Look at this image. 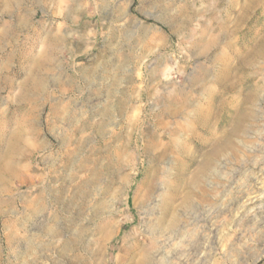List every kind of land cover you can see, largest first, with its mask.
<instances>
[{"label":"rangeland","instance_id":"rangeland-1","mask_svg":"<svg viewBox=\"0 0 264 264\" xmlns=\"http://www.w3.org/2000/svg\"><path fill=\"white\" fill-rule=\"evenodd\" d=\"M244 7L250 10L241 12ZM75 8L79 15L67 18L51 0H0V148L9 149V133L17 130L24 116L33 115L31 104L15 100L25 78L20 72L23 46L39 47L42 32L56 34L62 28L65 36L83 34V43L74 42L65 54L59 45L61 81L65 83L71 73L75 79L69 92L58 95L48 85L50 96L38 99L35 129L38 140L47 146L35 152L34 166L47 174V167L59 161L61 137L77 139L84 134L85 149L69 173L77 175L80 157L90 159L96 153L100 157L96 165L103 168L99 183L86 189L89 195L69 207L54 204L53 196L47 195L42 211L34 217L27 215V206L38 195L29 181L38 176L37 170L18 175L10 186L0 183V210L7 214L0 216V264H74L76 260L75 264H90V252L100 247L95 264L120 263L128 246L148 238L150 219L160 213L157 191L146 202V188L137 192L149 166L163 167L144 154V147L179 129L186 137L183 153L169 159L175 172L183 171L182 178L198 170L213 147H221L228 138L236 143L238 151L218 165L219 182L227 185L230 179L238 201L225 203L220 219L208 224L197 242L200 248L186 245L182 253H170L171 260L175 264H264V0H79ZM76 21L80 23L74 26ZM253 91L261 99L254 107L256 114L246 134L234 138V127ZM57 101L79 120L107 121L112 126L102 136L83 129L76 138L65 120H54L51 108ZM109 105L121 111L107 120L102 113ZM119 151L123 160L130 158L133 163L120 171L122 177L132 175L128 188L118 184ZM89 163L86 166L93 168ZM46 174L38 185L48 183ZM187 185L181 183L180 191H189ZM55 186L54 194L59 195ZM109 189L112 194L120 191L108 215L117 226L103 245L99 233L95 235L94 219L97 202ZM219 190L227 192V188ZM72 192L68 188L67 195ZM50 228L60 233L57 238L44 234ZM80 231L83 236L78 239ZM11 233L14 239L9 243L6 236ZM177 241L170 242L171 247ZM34 242L40 246L35 251L28 248ZM67 242L71 247L65 253L61 247Z\"/></svg>","mask_w":264,"mask_h":264},{"label":"bare ground","instance_id":"bare-ground-1","mask_svg":"<svg viewBox=\"0 0 264 264\" xmlns=\"http://www.w3.org/2000/svg\"><path fill=\"white\" fill-rule=\"evenodd\" d=\"M51 3H53L55 7H59L60 11H65L67 18H69L72 14H76L78 16L80 13L79 9L75 8V6L79 4V0H51ZM246 10L249 11L250 9L244 7L241 9V12H245ZM79 23V21H76L74 26ZM58 29L59 31L56 34H53L54 32L51 33L49 31H44L39 35V40H41V45L39 46L40 48L36 45L31 47L23 46V50L21 51V57L24 61L20 72L25 78L23 80L24 83L20 93L15 96V100L21 103L25 102L31 104L33 107L29 110L33 112V115L30 114L24 116V119L20 122L17 130L13 133H9V149L6 150L5 147L0 148V183L6 185L8 184V186H10L18 175L26 173L27 171H34V169L37 170L33 161L34 154L35 152L38 153L40 149L47 146L44 141L40 142L38 140L39 135H37V131L35 129L38 121L34 116V113L39 110L40 106L38 99L42 98V96L46 94L50 96V93L47 92L48 85L56 88V94L58 95H63L69 92V87L73 86V79H75L74 76H71L73 73H71V75L69 74L68 77L66 76L65 83H62L61 81V68L59 65L57 66L59 59L58 48L59 45L63 46L62 54H65V52L70 53V47L73 43L77 42L80 45L83 43L80 39L84 36L81 33L78 34L77 37H73L72 35L65 36L62 28ZM70 60L72 62L76 61L73 56ZM10 87L14 89L15 86L11 83ZM260 100V96L254 91L251 96L245 100V114L234 127V138L244 136L246 134L247 126L256 114L254 107ZM51 111L54 112L53 117L56 122H62L65 120L68 125L72 127V129L74 128L72 132H74L76 138L78 133H83V129H91L94 133L102 136L104 134L103 132L112 126L111 123H108L107 121L98 123L84 121L81 119L79 120L77 119L78 116H71L70 113L67 112L66 108L60 107V101L54 102ZM115 111L120 112L121 108L113 106L110 107L109 105L103 110L102 116L109 120L112 116H115ZM197 120L200 121V119ZM242 122H244V124ZM179 131L169 135L168 138L165 135L159 139H155L152 141V144L144 147V154H150L152 161L157 164H162L163 167L153 168L149 166V169L145 172V178L143 177L144 180L138 187L137 192H139L142 188H146L147 192L143 196V200L146 202L151 198V194L154 191H157L158 196L161 197L160 213L156 216V218L150 219L151 224L147 234L148 238L144 241H141L140 239L136 240V243L133 244V246H128V250H126L127 252L123 254L124 256L121 260L118 259V262L121 261L124 262V264H175L171 260L169 254L173 252L176 254L182 253L186 245L191 248H197V246L200 248L197 242L203 238V234L207 229L208 224L214 219H220V216L224 212L225 203L236 205L238 201L236 200V195L233 192V183L230 179L226 180V183H228L227 185L219 182L221 177V166L218 165L220 160H227L231 153H236L238 151L236 143L232 141V139L229 141L228 138V142H223L221 147H213V149L205 155L198 170H196L188 178H186V176L182 178L183 171L179 170L175 172V168L172 166L170 167L169 159H177L178 156L183 153V144L186 137L184 135V131H181V129H179ZM215 140H217V137L214 138V141ZM60 142L61 145L59 152L61 153L60 157H58L60 162L55 159L54 162L47 167L49 170L47 173L48 175L45 170H37L38 176L31 177L29 179L30 185L35 188L36 192H38L35 199H33L27 206V215H29V217H34L37 212L42 211V199L46 198L47 195L53 196L52 198L54 204L69 207L73 205L74 200L79 201L89 195L86 189L95 187V185L98 184L102 178L101 174L103 173V168H99V165H96L98 159L100 158L98 155L99 153L93 154L90 159L80 157L77 175H71L69 173L72 170V166H74L75 160L81 156L83 150L85 149L87 138L84 134L80 137L78 136L77 139L67 135L61 137ZM117 156L119 164V166L116 167L119 168L117 173V178L119 180L118 184L121 188H128L131 186L130 183L132 175L122 177L120 171L125 167V164H129L131 168L133 165V163H131L132 159L129 158L128 160H123L121 151L117 152ZM89 160L90 163L93 164V168L86 166L85 163H88ZM38 167H40V165H37V168ZM45 174L49 177L47 180L48 183L45 182L44 186L38 185L43 183V175ZM180 182H186L189 185V191H180L182 188ZM56 184L60 190L59 195L54 194L56 192ZM69 186L73 188L71 197L67 195L68 188H70ZM221 188H227V190H225L227 192L223 194V191L219 190ZM169 190H172L173 193ZM119 192L120 191H116L115 194H112L110 189L105 190L103 197H101V200L97 202L94 219V222L97 225L95 235L99 233L100 240L103 242V245L111 239V233L117 226L116 223L112 221V217H109L111 216L109 214L112 212L111 209L113 199L119 194ZM137 199L138 196L136 194L135 201ZM9 200H12V198ZM9 203L11 204V202ZM18 207L20 208V206ZM150 214L154 215V211ZM6 215V211L0 210V216L4 217ZM188 218L192 219L193 223H191ZM152 220L154 221L152 222ZM52 221L56 222V218ZM63 221L69 223V220L66 218L63 219ZM216 223L221 222L218 221ZM2 225L5 229L9 226L7 222H4ZM65 229H67V227H65ZM44 234L50 239H55L60 233L57 230L50 228L47 229ZM157 234H160L161 237L167 238H165V240H160L161 237L157 236ZM82 236L83 233L80 231L77 238L81 239ZM6 239L9 243H12L14 236L11 233L6 236ZM175 239L178 241L171 247L170 242ZM35 243L36 242L30 244L28 248L30 250L33 248L34 250V248L40 247L38 243ZM95 244L96 241L92 243V245ZM70 247L71 243L67 242L66 244H63L61 250L62 252H65L70 250ZM102 248L103 247H100L98 250L95 249V251L93 250L90 252V264H95L97 253L99 252L100 254L103 250ZM166 249H168V252L164 253ZM160 255L161 258H159ZM77 261L78 260L72 263L75 264Z\"/></svg>","mask_w":264,"mask_h":264}]
</instances>
